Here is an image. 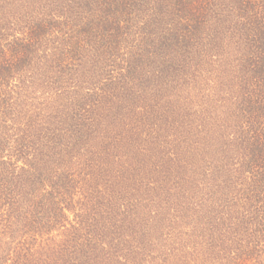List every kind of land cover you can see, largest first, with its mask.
<instances>
[{"label": "trees", "instance_id": "trees-1", "mask_svg": "<svg viewBox=\"0 0 264 264\" xmlns=\"http://www.w3.org/2000/svg\"><path fill=\"white\" fill-rule=\"evenodd\" d=\"M232 1L241 18H248L246 7L251 8L254 25L244 36L241 28L227 30L238 37L213 62L219 76L230 78L231 90L222 97L181 85L194 117L187 133L194 141L184 138L194 145L187 159L196 166L192 176L197 181L201 176L193 181L195 193L182 192L176 204L166 200L171 207L154 203L156 216L147 220L157 237L165 238V264H264V0H248L251 6ZM226 5L227 0H0V264H66L49 256L55 257L57 242L50 234L63 227L62 212L83 203L76 171L87 167L80 170L85 176L93 169L89 160L98 144L110 150L111 162L131 150L126 118L108 122L125 97L118 98L119 93L135 92L143 54L131 29L163 9L197 18L212 17ZM166 31L181 39L176 24ZM190 36L183 37L186 46ZM160 71L156 66L147 77L152 87L136 95L157 99L163 91L159 74L165 76ZM175 82L169 84L177 88ZM113 93L115 101L108 96ZM133 102L125 104L136 111ZM166 104L167 127L175 130L173 121L180 115L183 122L184 114L168 117L174 104ZM168 136L176 143L173 133ZM170 149L176 159L178 151ZM129 157L122 162L124 170ZM156 168L153 173H160ZM103 177L106 182L111 176ZM175 180L174 186L181 183ZM114 184L110 194L116 196L118 187L121 197L128 196L124 181ZM101 207L92 213L97 224ZM129 221L135 224V218ZM99 241L94 244H109ZM134 255L128 252L127 261Z\"/></svg>", "mask_w": 264, "mask_h": 264}, {"label": "rangeland", "instance_id": "rangeland-1", "mask_svg": "<svg viewBox=\"0 0 264 264\" xmlns=\"http://www.w3.org/2000/svg\"><path fill=\"white\" fill-rule=\"evenodd\" d=\"M245 1L251 6L252 2ZM246 8L248 18L245 14L242 15L243 18L239 16V9H235L232 0H227V5L221 6L212 17L199 15L196 18V16L187 15V12L185 13L187 16L183 17L184 14L169 13V9H163L159 13L154 11L159 16L152 14L146 17V24L143 25V22H140L138 28L131 29L133 43L136 48H141L140 52L143 54L137 62L139 69L134 75L135 89L133 91L135 92L134 95L119 93L118 98L125 97L115 106L116 111L112 113L113 116L108 118V122L112 125L116 121H125V118L129 122L128 138L132 145L131 150L120 160L111 162L110 150L102 144H98L95 150L96 154L92 155L89 161H94L99 165H89L88 168L94 167L85 175L90 181L85 183L83 181L85 176L80 171L87 167L82 166L76 171V173H81V181L77 187L80 194L84 191L83 203L81 207H76V211L70 209V211L62 212L60 221L63 227H57L50 234L57 240L53 246L55 257L49 255L51 258L66 264H165V238L157 237L156 232L153 231V225L147 224V220L156 216L157 209L154 203L171 207L170 202L176 204L178 195L182 196V192L194 189L193 181L197 184L200 182L201 176L199 175L198 181L196 177L192 176L196 174L194 172L196 166L187 159L190 156L191 147L194 148L190 142H193L194 138L187 134L194 117L186 108L189 101H185L186 99L182 96L186 89L183 90L181 85L187 83V88H191V90L194 87L196 92L199 91L198 89H205V92H209V94L214 96L222 94V97L225 92L231 90L226 84L230 78L226 79L223 71L222 75L225 78L219 76L218 68L213 62H217L218 55L228 51L232 46L233 39L238 37L230 32L225 33L227 30L241 28V36H244L247 29L254 25V22L252 24L250 22L253 18L251 8L248 5ZM147 10L149 9H142V12ZM208 18H211L212 21H209ZM220 20H223L224 23L219 26ZM173 24H176L181 30V39L166 31ZM205 26H213V28H204ZM202 28L204 31L201 30ZM220 29L225 34L221 33ZM248 31L250 33V30ZM186 34L194 35L192 40L190 36L191 43L188 46L183 41ZM220 35H223L221 39H219ZM141 39L142 42H140ZM213 55L216 56L212 57ZM156 66L159 69H164L160 72L165 76L159 74L163 91L157 99L148 96H144L142 99L143 92L152 87L147 77L152 76L151 73L155 71ZM207 73L212 77L207 76ZM172 82H175L177 88L169 84ZM165 86H170L167 91H165ZM213 87L217 91L212 90ZM186 92L185 94H189ZM136 94L142 95L140 97ZM108 96L115 101L114 93ZM132 98L133 103L137 106L136 111L132 109V104H125L126 99L132 100ZM167 102L174 104L173 112H169L168 117L171 118L175 112L181 115L183 112V117H185L183 122L180 121V115L179 120L173 121L175 130L167 127L165 119L169 107ZM151 105L153 108L150 111L149 106ZM141 109L146 112L141 113ZM169 133H173V140L176 143L170 142ZM187 136H191L190 141L184 140V138L187 139ZM202 136L203 134L200 135V137ZM194 137L198 138L197 135ZM170 148L178 151L179 156L176 159L172 157L171 151H167L173 150ZM127 156H130L126 163L128 170H124L122 162L126 161ZM198 161L200 160H197V163ZM155 167L160 168V173H153ZM96 175V179L99 178L97 181L100 184L99 188L95 182ZM103 175L111 177L105 182ZM177 175L186 179L175 180ZM117 180L126 183L125 187L129 191L127 197L119 195L118 187L116 196L110 194L109 190L115 186L114 181ZM174 180L181 183L174 186ZM196 189L193 193L196 192ZM168 199L171 201L167 204L165 202ZM129 202H132L131 205L124 208L123 206ZM93 203L95 204L92 205ZM100 204L103 207L97 213L99 222L97 224L93 220L92 213L97 210L95 207ZM133 218H135L134 225L130 221L128 222ZM128 235L131 237H128V240H118L119 237L126 238ZM97 238L108 241L109 244L106 247H99L94 244L95 240L100 242ZM124 241L125 243H123ZM63 249L65 252L61 256L60 252ZM92 249L94 251L91 253ZM128 252L135 254L133 258L136 259L127 261ZM89 256L92 261L87 260Z\"/></svg>", "mask_w": 264, "mask_h": 264}]
</instances>
